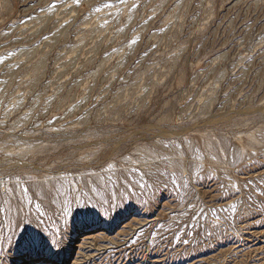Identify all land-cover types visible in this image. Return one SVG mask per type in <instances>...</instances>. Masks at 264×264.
I'll return each instance as SVG.
<instances>
[{
  "label": "rangeland",
  "instance_id": "obj_1",
  "mask_svg": "<svg viewBox=\"0 0 264 264\" xmlns=\"http://www.w3.org/2000/svg\"><path fill=\"white\" fill-rule=\"evenodd\" d=\"M0 264H264V0H0Z\"/></svg>",
  "mask_w": 264,
  "mask_h": 264
},
{
  "label": "bare ground",
  "instance_id": "obj_2",
  "mask_svg": "<svg viewBox=\"0 0 264 264\" xmlns=\"http://www.w3.org/2000/svg\"><path fill=\"white\" fill-rule=\"evenodd\" d=\"M100 228V227H99ZM106 228V227H105ZM104 232V231H103ZM101 233V232H100ZM86 235V234H85ZM83 237H81L82 239H87V238H89V237H85L84 235H82ZM89 236V235H88ZM98 236V235H97ZM106 237V236H105ZM101 238V237H100ZM98 239V238H97ZM94 243V242H93ZM88 245V244H87ZM92 246V245H91ZM103 248V247H102ZM87 249V248H86ZM90 249V248H89ZM111 250V249H110ZM97 251V250H96ZM106 252V251H105ZM92 255V254H91ZM101 256V255H100ZM94 257V256H93ZM26 259H27V261L28 260H30L31 262L34 260V259H41L43 262L42 263H45V262H48L49 260L50 261H54V262H57V261H55L53 258H50L49 257V255L47 256V255H45V256H43V257H41V258H38V256H36L35 254H31V255H27V257H25ZM24 262H26V261H24ZM77 262H79V261H77Z\"/></svg>",
  "mask_w": 264,
  "mask_h": 264
},
{
  "label": "snow or ice",
  "instance_id": "obj_3",
  "mask_svg": "<svg viewBox=\"0 0 264 264\" xmlns=\"http://www.w3.org/2000/svg\"><path fill=\"white\" fill-rule=\"evenodd\" d=\"M41 243H43V241H41Z\"/></svg>",
  "mask_w": 264,
  "mask_h": 264
}]
</instances>
